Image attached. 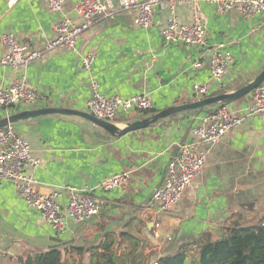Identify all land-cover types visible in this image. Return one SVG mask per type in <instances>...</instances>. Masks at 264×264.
<instances>
[{
  "label": "crops",
  "instance_id": "crops-1",
  "mask_svg": "<svg viewBox=\"0 0 264 264\" xmlns=\"http://www.w3.org/2000/svg\"><path fill=\"white\" fill-rule=\"evenodd\" d=\"M142 1L108 0L114 16L97 19L79 39L76 51L46 54L16 70L1 64L7 50L1 37L10 33L23 46L44 47L54 38L62 16L80 22L73 10L78 0H66L60 14L50 13L46 0H0V89L18 80L37 95L35 104H22L13 114L43 108L86 111L92 80L106 96L147 94L158 114L197 101L200 96L195 85H207L209 94L230 93L264 71V17L246 19L236 10L222 12L213 0L178 3L174 14L183 24L191 25L195 9L198 11L207 29L208 45L200 49L185 45L165 48L161 31L173 17L168 7L155 8L149 29L135 26L134 12L118 8L123 2ZM220 43L226 44L234 59L221 84L212 80L210 52ZM89 52L97 55L91 73L82 66ZM153 57L157 58L155 64ZM250 99L247 96L229 108L239 113ZM208 113L181 114L122 137L65 115L14 124L17 133L29 141L33 157L40 161L38 168L30 169L38 191L50 193L67 185L89 188L102 202L103 210L86 225L67 221L66 231L57 233L19 196L12 181L0 177V264H16L30 252L89 247L108 231L130 232L146 241V253L161 257L207 233L220 237L232 220L241 218L253 225L263 219L264 114H242L239 127L210 149L206 167L181 203L164 214L158 212L152 200L154 190L163 185L178 146L195 142L192 131ZM140 116L133 111L115 124L123 128L139 121ZM198 149L203 150V146ZM124 171L132 174L124 189L106 192L99 188L106 178ZM156 222L161 224L159 237L154 233ZM102 226L106 230L98 231ZM84 257L88 259L89 254Z\"/></svg>",
  "mask_w": 264,
  "mask_h": 264
},
{
  "label": "built area",
  "instance_id": "built-area-1",
  "mask_svg": "<svg viewBox=\"0 0 264 264\" xmlns=\"http://www.w3.org/2000/svg\"><path fill=\"white\" fill-rule=\"evenodd\" d=\"M18 1V0H16ZM48 11L53 14L64 12L66 0H46ZM197 0H144L142 2H123L118 7L122 11L135 13L136 27L149 29L153 23L156 7H168L172 18L161 31L165 48L171 45H185L191 48H206L208 45L207 29L198 11H194L191 25L178 21L174 9L178 3H195ZM220 11H238L244 18L264 17V0H213ZM80 22L65 15L57 22L54 38L44 47L23 46L14 34L6 33L1 37L6 47L1 64L12 69L26 68L41 60L46 54L57 51H76L79 39L102 17H113L114 10L108 0H78L73 7ZM211 77L216 83H223L234 59L225 43L212 47ZM96 53L89 52L82 59L83 69L91 73L96 61ZM157 62L153 57L152 64ZM194 91L200 97L209 95L207 85H195ZM247 107L239 113L229 106L219 108L207 114L193 129L195 142L180 144L176 155L171 159L163 185L153 192L152 200L159 213H166L178 206L185 193L196 181L206 167L209 151L219 145L233 133L243 121L244 116L264 114V84L251 93ZM37 101L35 90L25 82L14 81L9 87L0 89V120L8 118L14 109L24 104L31 106ZM154 108L147 94H138L130 98L106 96L99 91V84L92 80L90 96L86 103V112L94 117L115 123L121 116L133 111H146ZM243 114V115H242ZM203 146V150H199ZM40 161L32 155L29 141L19 135L13 124L0 128V177L12 181L16 190L30 208L38 212L43 220L57 233H64L67 221L83 224L98 217L102 202L94 195L92 189H80L63 186L50 193L37 190L36 180L30 169H36ZM131 172L124 171L106 178L99 188L109 192L124 189L131 180ZM154 233L159 237L161 224L156 222ZM1 253V250H0ZM158 264V263H154Z\"/></svg>",
  "mask_w": 264,
  "mask_h": 264
},
{
  "label": "trees",
  "instance_id": "trees-1",
  "mask_svg": "<svg viewBox=\"0 0 264 264\" xmlns=\"http://www.w3.org/2000/svg\"><path fill=\"white\" fill-rule=\"evenodd\" d=\"M224 93H226L225 90L217 91L197 99L209 98ZM221 107H224V105L188 110L171 117L181 114H198L204 111L211 114ZM139 113L141 114L140 120L156 115V111H153V109L139 111ZM108 133L117 137L110 132ZM91 221L86 222V224ZM105 228V226L97 227V230L104 231ZM115 233L114 231L104 233L99 243L89 247L73 246L66 249L51 248L40 253L30 252L24 257H19L15 263L64 264L67 261V264H69V257L75 258L74 254L81 258L89 254V264H154L155 262L158 264H264V218L253 225L247 224L241 218L232 220L223 227L220 237H214L212 234L207 233L202 239L182 244L176 252L161 257L156 256L153 252L146 253L148 245L140 237L127 231ZM81 264L85 263L82 262Z\"/></svg>",
  "mask_w": 264,
  "mask_h": 264
},
{
  "label": "water",
  "instance_id": "water-1",
  "mask_svg": "<svg viewBox=\"0 0 264 264\" xmlns=\"http://www.w3.org/2000/svg\"><path fill=\"white\" fill-rule=\"evenodd\" d=\"M262 84H264V71H262V73H260L254 80L250 81L247 85L243 86L242 88L234 92L224 93L222 95L203 98L191 103L170 107L150 118L139 120L133 123H128L123 128L118 127L115 123L100 120L86 111H79V110L67 109V108H43V109L25 110L19 113H15L8 118L1 119L0 128H4L9 124L14 125L19 122L32 120L35 118L48 116V115H65V116L79 117L81 119H84L99 126L100 128L107 130L113 135L122 137L129 133H133L138 130L149 128L153 124H156L163 119L169 118L172 115L184 111L204 109L206 107H210L213 105L230 106L233 103L243 99L244 97L250 96L251 93L255 91L258 87H260Z\"/></svg>",
  "mask_w": 264,
  "mask_h": 264
},
{
  "label": "rangeland",
  "instance_id": "rangeland-1",
  "mask_svg": "<svg viewBox=\"0 0 264 264\" xmlns=\"http://www.w3.org/2000/svg\"><path fill=\"white\" fill-rule=\"evenodd\" d=\"M82 225H86V223H83ZM74 257L75 258L69 259V264H81L82 262H84L85 264H89V260L87 259V257L81 258L80 256L76 254H74ZM64 264H67V261Z\"/></svg>",
  "mask_w": 264,
  "mask_h": 264
}]
</instances>
